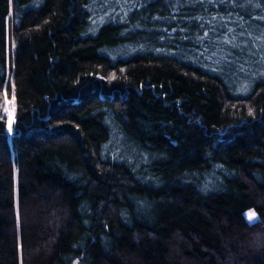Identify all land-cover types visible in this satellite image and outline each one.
<instances>
[{
  "label": "trees",
  "instance_id": "trees-1",
  "mask_svg": "<svg viewBox=\"0 0 264 264\" xmlns=\"http://www.w3.org/2000/svg\"><path fill=\"white\" fill-rule=\"evenodd\" d=\"M0 264H264V0H0Z\"/></svg>",
  "mask_w": 264,
  "mask_h": 264
},
{
  "label": "rangeland",
  "instance_id": "rangeland-1",
  "mask_svg": "<svg viewBox=\"0 0 264 264\" xmlns=\"http://www.w3.org/2000/svg\"><path fill=\"white\" fill-rule=\"evenodd\" d=\"M6 115H7V130L10 134H12V132L14 131V122H15V101L13 98H9L6 96V100H5V106H4ZM9 121H11V131H9L8 128V124ZM250 211H254V210H250ZM250 211H248L247 213H249Z\"/></svg>",
  "mask_w": 264,
  "mask_h": 264
},
{
  "label": "snow or ice",
  "instance_id": "snow-or-ice-1",
  "mask_svg": "<svg viewBox=\"0 0 264 264\" xmlns=\"http://www.w3.org/2000/svg\"><path fill=\"white\" fill-rule=\"evenodd\" d=\"M8 128H9V131H11V121H9ZM254 216H255V212L253 211H250L249 213H247L248 219H252Z\"/></svg>",
  "mask_w": 264,
  "mask_h": 264
},
{
  "label": "water",
  "instance_id": "water-1",
  "mask_svg": "<svg viewBox=\"0 0 264 264\" xmlns=\"http://www.w3.org/2000/svg\"><path fill=\"white\" fill-rule=\"evenodd\" d=\"M252 223L256 222V219L251 220Z\"/></svg>",
  "mask_w": 264,
  "mask_h": 264
},
{
  "label": "bare ground",
  "instance_id": "bare-ground-1",
  "mask_svg": "<svg viewBox=\"0 0 264 264\" xmlns=\"http://www.w3.org/2000/svg\"><path fill=\"white\" fill-rule=\"evenodd\" d=\"M253 220V219H252Z\"/></svg>",
  "mask_w": 264,
  "mask_h": 264
}]
</instances>
